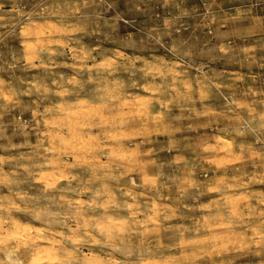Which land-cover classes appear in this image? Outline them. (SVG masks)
<instances>
[{
	"label": "clouds",
	"instance_id": "1",
	"mask_svg": "<svg viewBox=\"0 0 264 264\" xmlns=\"http://www.w3.org/2000/svg\"><path fill=\"white\" fill-rule=\"evenodd\" d=\"M0 264H264V0H0Z\"/></svg>",
	"mask_w": 264,
	"mask_h": 264
}]
</instances>
